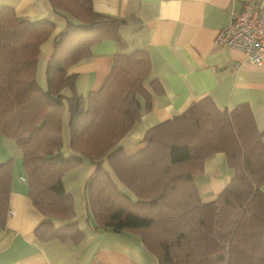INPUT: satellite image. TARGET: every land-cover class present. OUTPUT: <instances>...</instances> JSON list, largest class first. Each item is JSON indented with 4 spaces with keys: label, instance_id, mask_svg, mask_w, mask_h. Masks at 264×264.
<instances>
[{
    "label": "trees",
    "instance_id": "trees-1",
    "mask_svg": "<svg viewBox=\"0 0 264 264\" xmlns=\"http://www.w3.org/2000/svg\"><path fill=\"white\" fill-rule=\"evenodd\" d=\"M76 20L54 40L46 87L37 80L41 45L54 23L18 16L0 6V133L22 151L30 199L44 215L38 238L79 240L74 200L64 175L84 161L94 166L85 185L96 229L133 234L159 264H264V132L248 105L219 108L211 97L151 127L145 146L127 154L121 141L152 107V62L145 49L126 51V19L97 12L93 0H50ZM121 47L97 91L84 96L68 68L92 55L94 45ZM68 115V152L64 118ZM226 156L233 176L204 202L196 177L207 159ZM14 160L0 163V225L9 213Z\"/></svg>",
    "mask_w": 264,
    "mask_h": 264
},
{
    "label": "crops",
    "instance_id": "crops-1",
    "mask_svg": "<svg viewBox=\"0 0 264 264\" xmlns=\"http://www.w3.org/2000/svg\"><path fill=\"white\" fill-rule=\"evenodd\" d=\"M244 2L93 0L95 11L127 20L121 28L125 50H147L152 62L150 78L163 87L161 94L152 91L151 109L142 110L140 121L122 139L127 154L145 146L143 139L151 127L182 114L192 103L208 96L221 109L248 105L257 129L264 132V64L250 63L243 51L215 41L218 31L229 25L232 10H242ZM0 6L13 8L18 16L54 23L51 36L41 45L37 66L38 83L45 88L54 40L67 21L76 18L53 8L50 0H0ZM120 50L118 42L104 40L93 46L91 56L68 68L69 73L77 74L79 93L86 96L102 87ZM9 159L14 160V170L9 213L5 225H0V264H159L138 236L96 229L89 220L84 193L94 166L88 161L63 177L83 237L38 238L35 231L45 217L30 199L22 151L14 139L0 133V163ZM232 176L223 152L207 159L203 173L195 179L203 201L216 199Z\"/></svg>",
    "mask_w": 264,
    "mask_h": 264
},
{
    "label": "built area",
    "instance_id": "built-area-1",
    "mask_svg": "<svg viewBox=\"0 0 264 264\" xmlns=\"http://www.w3.org/2000/svg\"><path fill=\"white\" fill-rule=\"evenodd\" d=\"M219 45L237 48L247 60L264 64V4L261 0H245L242 10H232L228 26L218 31Z\"/></svg>",
    "mask_w": 264,
    "mask_h": 264
},
{
    "label": "rangeland",
    "instance_id": "rangeland-1",
    "mask_svg": "<svg viewBox=\"0 0 264 264\" xmlns=\"http://www.w3.org/2000/svg\"><path fill=\"white\" fill-rule=\"evenodd\" d=\"M64 125H65V128H64V151H65V154L66 155H69V152L67 151L68 150V138L69 137V128H68V115L66 114L65 115V118H64ZM84 196H85V193H84Z\"/></svg>",
    "mask_w": 264,
    "mask_h": 264
}]
</instances>
